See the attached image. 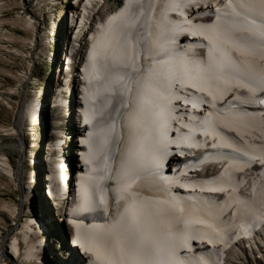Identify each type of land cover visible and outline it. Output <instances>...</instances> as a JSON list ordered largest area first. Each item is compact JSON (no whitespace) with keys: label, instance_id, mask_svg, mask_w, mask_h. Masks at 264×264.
<instances>
[{"label":"bare ground","instance_id":"obj_1","mask_svg":"<svg viewBox=\"0 0 264 264\" xmlns=\"http://www.w3.org/2000/svg\"><path fill=\"white\" fill-rule=\"evenodd\" d=\"M64 1L52 98L23 91L11 129L21 149L25 119L45 123L47 191L31 205L22 166L0 155L21 192L0 203L16 231L0 264H264V109L237 112L264 96V0ZM28 4L0 0V46L14 41L5 23L35 39ZM17 7L18 22L1 19Z\"/></svg>","mask_w":264,"mask_h":264},{"label":"rangeland","instance_id":"obj_2","mask_svg":"<svg viewBox=\"0 0 264 264\" xmlns=\"http://www.w3.org/2000/svg\"><path fill=\"white\" fill-rule=\"evenodd\" d=\"M28 5L31 7V11L38 16L39 28L35 39L33 40V34L23 27L15 25L11 28L10 24L5 23L4 27L11 30L14 41L5 42L3 44L5 46H0V155L9 159L15 171L22 166L24 173L21 182L25 183V186L29 185L32 192H35V195H32L33 203L31 205L38 206L40 205L38 191L43 195L47 191L48 185L44 180L48 174L46 164L42 162L43 168H40L37 159V156L45 153L43 142L48 138L46 127H44L45 123L42 121V123L35 124L31 120L25 119L23 130L26 136L21 149L19 147L21 139L11 129H15L14 111L23 91H25V99L28 100L37 95L41 104L47 97L52 98L55 79L52 70L53 61L49 60L48 55L53 49L57 50L60 46L56 40L59 42L62 26L67 34L69 32L66 13H69L70 6L64 0H59L55 7H52L49 0H34ZM23 10L20 7L12 10L5 9L1 19L18 22L20 19H17L16 15L24 16ZM16 11L17 13H14ZM47 33H49L48 37ZM10 45L13 49L8 51L6 47L11 48ZM16 182L18 184L17 179ZM16 182L0 170V203L5 201L21 204V192L16 186ZM26 208L21 218L23 222L31 217ZM49 210L53 214L54 218L52 219L56 222L55 228L57 229L54 230L50 227L51 234L54 232L55 235H61L60 230L63 228L61 217H56L57 213L54 215V209L50 206ZM12 224L13 218L9 213L0 210V241L6 237L7 233L10 237L16 234V231L8 232ZM61 236L63 238V235ZM19 247H24L23 242L20 241ZM53 251L58 252V249L55 248ZM0 260H2L1 256Z\"/></svg>","mask_w":264,"mask_h":264},{"label":"built area","instance_id":"obj_3","mask_svg":"<svg viewBox=\"0 0 264 264\" xmlns=\"http://www.w3.org/2000/svg\"><path fill=\"white\" fill-rule=\"evenodd\" d=\"M24 1H25V2H27V1H28V2H30V3H31V2H33V0H24ZM78 89H80V87H79V86H78ZM4 238H5V237H4Z\"/></svg>","mask_w":264,"mask_h":264},{"label":"snow or ice","instance_id":"obj_4","mask_svg":"<svg viewBox=\"0 0 264 264\" xmlns=\"http://www.w3.org/2000/svg\"><path fill=\"white\" fill-rule=\"evenodd\" d=\"M262 103H264V102H262Z\"/></svg>","mask_w":264,"mask_h":264},{"label":"water","instance_id":"obj_5","mask_svg":"<svg viewBox=\"0 0 264 264\" xmlns=\"http://www.w3.org/2000/svg\"><path fill=\"white\" fill-rule=\"evenodd\" d=\"M85 261V260H84Z\"/></svg>","mask_w":264,"mask_h":264}]
</instances>
